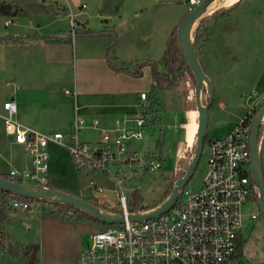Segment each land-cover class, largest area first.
<instances>
[{
    "label": "rangeland",
    "instance_id": "rangeland-1",
    "mask_svg": "<svg viewBox=\"0 0 264 264\" xmlns=\"http://www.w3.org/2000/svg\"><path fill=\"white\" fill-rule=\"evenodd\" d=\"M68 1L76 25L81 26L73 43L69 38L67 12L56 9L50 0H0L18 10L15 16L0 14V108L12 87L18 85L16 93L26 95L35 105L34 108L29 105V111L34 113L24 111L35 121L29 124L31 127L42 132L66 130L74 113L73 96L64 94V89L75 86L77 116L87 125L78 133L79 138L95 141L98 133L88 126L94 111H89L86 105L93 102L116 105L121 98L124 103L134 97L138 104L140 92L153 95L158 101L156 114L160 118L152 133L147 129L142 139L130 138L127 149L137 152L140 158L156 156L159 140L162 166L148 171L132 162L111 168L121 171L118 179L125 190L127 205L136 209L155 207L169 195L166 193L184 172L195 145V140L187 146L183 139L185 110L195 109L191 71L183 70L175 88H156L151 92L155 83L151 65L155 63L158 71L163 70L161 57L171 32L188 12L186 0ZM226 1L214 0L212 10L192 27V41L196 42L198 60L211 81L213 99L202 150L185 184L191 190L202 186L207 168V140L224 136L240 119L254 116L264 104V0H242L235 7L225 6ZM43 3L45 7L40 10ZM5 20H11L7 26ZM12 36L14 41H8ZM47 37H56L60 43L50 44ZM207 40L211 45L200 52ZM109 45H113L110 64L106 59ZM137 64L141 67L139 75L117 69L124 66L133 72ZM8 82L13 86H6ZM86 91L100 95H88ZM120 91L124 93H115ZM206 99L203 86V104ZM218 100L224 102V108L219 107ZM17 117L23 120L20 112ZM3 129L0 120L1 134ZM258 146L264 176V118L259 127ZM12 150L15 155L2 164V173H8L12 166L23 169L29 165L30 159L21 145L13 146ZM49 150L47 186L79 196L103 211L118 210L115 183L109 176L76 169L61 147L50 145ZM90 180L103 191L95 194ZM243 212V225L237 235L241 256L233 264L263 263L264 218L255 196L249 197ZM252 213L257 215L254 220L250 219ZM106 225L83 216L75 207L36 199L27 209L9 211L0 222V264H75L80 251L89 246L91 235Z\"/></svg>",
    "mask_w": 264,
    "mask_h": 264
},
{
    "label": "built area",
    "instance_id": "built-area-1",
    "mask_svg": "<svg viewBox=\"0 0 264 264\" xmlns=\"http://www.w3.org/2000/svg\"><path fill=\"white\" fill-rule=\"evenodd\" d=\"M201 1L186 0L187 11ZM50 2L56 9L67 12L73 38L77 26L69 1ZM81 7L84 8L85 4ZM10 21L5 20L4 25ZM64 93L73 96L75 101V86L65 88ZM138 98L139 108L132 114L115 117L110 127L99 125L98 119L92 120L89 126L97 129L100 135V141L95 145L79 139L80 129L87 125L76 115V105L70 132L46 133L21 123L16 117L14 100H4L0 120L5 134L21 145L30 159L28 167L11 168L9 175L25 183L47 186L49 147L55 145L67 152L76 169L104 174L114 181L119 207L111 213H122L124 221L118 225L107 224L104 229L93 233L89 246L80 251L75 264H233L240 257L237 235L243 225L244 204L249 197L257 198L258 195L251 180L249 115L240 119L224 136L207 140V168L199 189L191 190L184 185L172 206L160 215L129 221L126 218L128 213L141 211L128 209L125 190L118 179L121 171L118 168L113 171L111 167L137 162L140 167L152 171L162 166L157 158L148 155L140 158L137 152L127 149L130 138L140 140L150 129L147 117L149 96L140 92ZM89 184L95 194L103 191L94 181L90 180ZM12 206L28 208L27 203L18 200L13 201ZM256 218V213L250 214V219Z\"/></svg>",
    "mask_w": 264,
    "mask_h": 264
},
{
    "label": "water",
    "instance_id": "water-1",
    "mask_svg": "<svg viewBox=\"0 0 264 264\" xmlns=\"http://www.w3.org/2000/svg\"><path fill=\"white\" fill-rule=\"evenodd\" d=\"M214 0H202L198 5L188 11L176 27V41L178 47L194 77V104L197 110V131L193 155L188 162L184 172L175 180L169 195L157 206L145 212H130L126 215L129 221H141L154 218L167 209L175 202L178 191L189 180L195 165L199 159L203 138L206 134L208 124V109L212 103L213 93L211 81L204 72L196 53L192 41V27L195 22L208 12V7ZM203 86L206 88L207 99L203 104L201 101V91ZM264 116V104L257 110L249 129V148H250V170L251 180L257 187L258 195L256 203L261 216L264 218V176L262 173L259 157L258 134L259 127ZM0 189L35 199L52 200L56 203H63L68 206L87 212L93 219L105 223H121L124 221L122 213H111L101 210L95 204L70 193H66L49 186L33 185L25 182L13 181L0 177Z\"/></svg>",
    "mask_w": 264,
    "mask_h": 264
},
{
    "label": "trees",
    "instance_id": "trees-1",
    "mask_svg": "<svg viewBox=\"0 0 264 264\" xmlns=\"http://www.w3.org/2000/svg\"><path fill=\"white\" fill-rule=\"evenodd\" d=\"M17 8H14L12 10V7L10 4L7 3H0V14L3 15H16L17 13ZM176 28H174V30L171 32V36L167 41L166 44V48L162 54L161 57V63L163 64V70L162 71H158L156 68V64L152 63L151 67V75L155 81V83L151 86V92H154L155 89H161V90H167V89H173L177 86V84L180 81V77L182 76L183 70L185 69H189L179 47L176 41V34H175ZM199 29L196 28L194 35H195V39L197 38ZM47 41H54L57 40L56 37H47L45 38ZM197 40V39H196ZM205 40V39H204ZM204 42V41H203ZM196 43V42H195ZM195 43H193L194 48L196 50V53L198 51V48L195 46ZM112 47L113 45H109L108 49H107V53H106V59L107 62L110 64L111 63V53H112ZM197 48V49H196ZM138 68V69H137ZM137 68L131 72L129 70L128 67H119L117 69L127 72L128 74H132V75H139L140 73V64H137ZM193 77V76H192ZM149 101H150V106L149 109L147 111V117L148 120L150 122V128L151 126L153 127L156 122H157V108H158V103L157 100L154 99L153 95H149ZM256 114V113H255ZM254 114V116H255ZM254 116H249L247 118V121L249 123V127L250 124L254 118ZM154 129V128H152ZM156 146L159 150L158 155H150L153 159L157 158L160 161L162 160V143L157 140L156 142ZM0 177H4L13 181H18V182H22V180L18 179V178H12L9 173H2L0 172ZM171 189L168 190V192L166 193V195H168L170 193ZM18 200L20 202H24L27 203V205H30V203H33L34 200H36L35 198H31V197H24V196H20L5 190L0 189V222L3 221L7 215V213L11 210H15L16 208H14L12 206V202ZM97 206V205H96ZM128 209L130 211H135L136 208L134 206H129L128 205ZM145 208H141V210H143ZM80 210V209H78ZM83 213V216L85 215L87 218H91L93 219L87 212L80 210ZM116 211V210H114ZM238 253L239 256H241V245L238 246ZM260 264H264L260 263Z\"/></svg>",
    "mask_w": 264,
    "mask_h": 264
},
{
    "label": "crops",
    "instance_id": "crops-1",
    "mask_svg": "<svg viewBox=\"0 0 264 264\" xmlns=\"http://www.w3.org/2000/svg\"><path fill=\"white\" fill-rule=\"evenodd\" d=\"M242 0H238L236 3H234L232 6L235 7L238 3H240ZM227 6V5H225ZM40 7V10L41 8H44L45 7V3L39 5ZM232 7V8H233ZM82 8V7H81ZM73 9V8H72ZM77 23V21H76ZM77 28H76V32L78 31V29H81L79 27V25H76ZM83 30V29H82ZM85 30V29H84ZM83 30V31H84ZM86 32V31H85ZM76 34L75 33V36L72 38L70 33H69V38L70 40L72 41V43L74 42V38L76 37ZM15 36H12V38H9L8 37V41H14L13 38ZM18 37V36H17ZM42 40V39H41ZM58 40V39H57ZM25 42V41H24ZM24 42H18V43H21L23 44ZM51 43L50 44H58L60 42H57L56 40L54 41H50ZM207 45H211V42L210 40H207L206 42L204 41L201 49H200V52H203V48H205ZM210 48V47H209ZM83 61H85L86 59H82ZM261 75V74H260ZM260 75L258 76V78L260 77ZM9 83V82H8ZM12 85V83L10 84ZM15 85V84H14ZM6 86H7V83H6ZM13 86V85H12ZM17 88L15 87H12V89L10 90L9 92V97L8 98H11L12 100H14V102L16 103V106H17V113H21V117L23 120H20L18 117H17V113H16V117L17 119L23 123L24 125L30 127V128H33L31 127L29 124H33L35 121L33 120V118H30L28 117V115H24V111L26 110V112H29V113H34L32 110L29 111V105L32 106L31 108H34L35 105H34V102L27 98L26 95L24 94H18L16 93L15 90L18 89V85H16ZM115 93H124V91H120V92H115ZM65 94V93H64ZM86 94L88 95H100L99 92H92V91H86ZM7 98H5L4 100H6ZM3 100V101H4ZM123 98L120 99V101H118V103L116 105H113L110 104V105H106V104H103V103H90L88 105H86L85 107L86 108H89V111L90 109H92L94 111V114L92 115L91 118H89V125L91 124L92 120L93 119H98L99 121V125L103 126V127H110L111 124H112V120L115 118V117H119L123 114H132L134 110H136V107H137V104H135V97L133 100H128V102H122ZM158 102V101H157ZM218 105L220 108H224L225 107V104L224 102H222L221 100H218ZM212 104V103H211ZM77 107V112L79 110V107L77 105V94H76V99L75 101L73 100V113H74V107ZM211 106V105H210ZM210 108V107H209ZM189 109L191 108H188L186 109L185 111L187 112ZM184 111V110H183ZM208 112H209V109H208ZM77 115V113H76ZM74 116V115H73ZM160 117H158L159 119ZM25 121V122H23ZM72 122L73 120L71 121V123L68 124V126L66 127V130H55V131H62L64 133H68L71 131L72 129ZM88 125V126H89ZM35 129V128H33ZM35 130H38L35 129ZM81 130V129H80ZM97 133H98V139H95V141H92V140H88V139H83L82 141H85V142H88V143H91L93 145L97 144V142L100 141V135H99V131L97 129H94ZM153 129H152V126L150 128V130H148L149 132H151ZM39 131V130H38ZM55 131H51V132H55ZM42 132V131H41ZM51 132H46V133H51ZM80 132V131H79ZM152 133V132H151ZM1 134V133H0ZM9 137V138H8ZM80 139V138H79ZM81 140V139H80ZM15 145H18L17 143L13 142L12 138L8 135L5 134V131L3 129V134L0 135V171L2 170L1 167H2V164L4 162H8L14 155L15 153L13 152L12 148L13 146ZM49 159H50V150H49ZM51 162V161H50ZM11 168H15V167H11ZM10 168V169H11ZM21 169V168H20ZM153 208V207H152ZM151 208H148V209H143L141 210L140 209H136L135 211H141V212H144V211H147V210H150Z\"/></svg>",
    "mask_w": 264,
    "mask_h": 264
},
{
    "label": "bare ground",
    "instance_id": "bare-ground-1",
    "mask_svg": "<svg viewBox=\"0 0 264 264\" xmlns=\"http://www.w3.org/2000/svg\"><path fill=\"white\" fill-rule=\"evenodd\" d=\"M237 0H227L226 5H233ZM215 2H212L208 7V12H210L214 6ZM224 4V3H223ZM218 6V5H217ZM197 110L191 108L187 111V120L185 121L184 127V141L187 146H191L196 140V131H197ZM264 118V117H263Z\"/></svg>",
    "mask_w": 264,
    "mask_h": 264
}]
</instances>
